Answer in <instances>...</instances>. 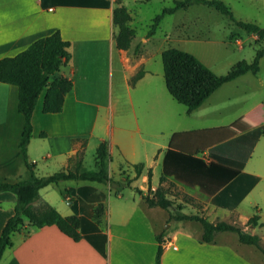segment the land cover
Here are the masks:
<instances>
[{"label": "crops", "instance_id": "0c3cea01", "mask_svg": "<svg viewBox=\"0 0 264 264\" xmlns=\"http://www.w3.org/2000/svg\"><path fill=\"white\" fill-rule=\"evenodd\" d=\"M120 1L126 7L123 0ZM259 1L264 6V0ZM114 7L115 0H0V58L17 54L36 39L55 30H59L63 40L70 42L71 59L61 67L59 74L71 79L72 89L65 95L62 110L59 113H43L40 97L31 118L32 135L27 156L34 163L35 174L45 176L65 168L68 157L78 152L82 153L84 165L85 149L97 127L102 133L95 137L106 144L109 176V168L113 164L119 170L124 163H144L151 172L153 166L160 165L161 171L164 152L171 137L177 133L187 134V140L182 142L191 148L197 145L196 137L200 138L198 141L204 144L199 148L204 149L197 154L199 158L219 160L230 167L241 166L240 172L205 202L196 197V188L189 190L174 183L180 195L174 201L166 194L172 202L168 209L147 206L141 195H135V192L126 195L122 191L114 195L109 184L73 180L50 184L40 189L34 206L47 203L63 216L76 215L80 221L81 239L73 241L54 225L35 228L25 220L20 229L11 235V245L3 252L0 264H155L159 246L157 236L162 240L160 264H264L263 255L255 247L239 243L233 233H219L214 242L202 243L198 240L201 233L199 223L171 218L180 213L198 214L212 223L225 221L246 225L256 213L260 217L257 226H264L261 225L264 220V134L259 135L246 158L236 160L239 138L264 125V112L256 111L264 106V101H259L254 109L245 113L238 127L231 124L219 129L221 132L212 129L174 131L167 145H162L146 125L143 127L141 119L140 123L136 119L137 97L134 93L131 95L129 80L140 68L144 69V75L131 87L134 90L141 85L147 92L148 102H157L158 95H162L159 76L144 66L158 54L161 55L164 49H149V43H155L153 37L144 36L136 41L132 16L127 7L130 14L128 25L134 36L129 49H118L115 44L118 29L112 21ZM248 35L255 44L264 47V42L257 41L255 35ZM240 37L239 33V39L237 35L234 39L239 46L242 43ZM263 60L264 55L259 62V71L251 73L255 76L253 80H256L257 87H264L259 76ZM248 74L236 79L241 81ZM119 82L126 87L135 129L133 122H127L126 115L120 125L117 122L113 125L117 109L113 91L118 89ZM216 91L199 107L208 102ZM17 98L16 86L0 82V182L30 178L18 147L23 117L17 110ZM164 100L168 102L166 98ZM160 103L159 100L154 111L151 106L141 109L142 120L148 116V121L158 124L159 117L167 112L162 113ZM105 136H108L107 142ZM230 143H235L236 147L231 153L232 157L235 156L233 159L226 149H219ZM260 143H263L261 151L249 167ZM144 164L139 177L148 184V170ZM119 177V174L114 175L116 180ZM164 183L166 181L154 185L151 177L148 187H134L132 181L129 189L138 188L146 194L148 188L154 191ZM254 192L258 198L251 197ZM191 194L196 197V206L190 202H193ZM246 198L254 206L252 215H242L239 209ZM15 201V195L0 192V233L7 219L13 215ZM99 204L103 206V212L96 220L94 209ZM157 221L162 224L161 227L156 225ZM166 222L169 223L164 227ZM255 227L244 230L257 234L254 233ZM257 235L264 244V236ZM166 243L173 244L175 248Z\"/></svg>", "mask_w": 264, "mask_h": 264}, {"label": "trees", "instance_id": "16d2710c", "mask_svg": "<svg viewBox=\"0 0 264 264\" xmlns=\"http://www.w3.org/2000/svg\"><path fill=\"white\" fill-rule=\"evenodd\" d=\"M205 5L213 8L225 16L235 26L247 34L256 36L257 41L264 42V28L253 21L238 20L234 17L231 8L223 0H174V5L163 8L151 23L148 36L155 33L156 28L164 15L171 14L178 9L190 5ZM130 14L120 0H115L112 21L118 32L115 44L118 49L130 48L134 36L128 22ZM147 36V37H148ZM264 55V47L256 49L251 61L240 60L236 62L226 73L216 74L193 54L174 47H168L161 52L162 72L165 87L177 103L186 107L190 114L197 109L212 93L223 84L230 82L245 74H256L259 71V62ZM71 59L70 42L63 40L59 30L40 37L28 45L25 49L13 56L0 58V82L14 85L18 90L17 110L23 117L22 129L18 147L24 163L30 172L29 179H19L15 182H0V192H10L15 195L13 215L7 219L0 233V259L11 245V235L20 229L26 220L35 228L54 225L64 235L73 241H79L80 221L76 215H61L54 207L43 203L35 207L34 203L39 199L40 189L62 181H91L109 184L118 195L125 187L137 179L143 171L142 163L130 164L134 172L131 179L124 183L114 180L109 176L107 169L108 154L105 142L99 143L95 150L94 167L88 169L82 163V153L78 152L68 157L67 166L49 175L37 176L34 171V163L28 159L27 146L32 135L31 118L37 101L42 97L41 111L43 113H59L63 108L65 95L72 89V81L68 77L59 74L61 67ZM145 71L139 69L131 78L130 84L144 75ZM264 134V125L239 138V143L247 142L249 155L252 146L259 137ZM41 135H44L41 133ZM197 145L191 148L182 141L187 140V134L177 133L171 139L168 148L164 152L161 163L159 183L170 180L183 186L185 189L194 190L199 201H207L226 183L233 179L241 169L230 167L217 160H203L197 156L204 148L199 137H196ZM202 139V138H201ZM151 171H147L148 185H150ZM159 185L153 196L143 194L141 198L149 207L157 206L168 209L172 202L166 197V192ZM103 212V206L97 205L94 209V218L99 219ZM174 220H189L200 224L201 233L198 240L202 243H211L219 233H233L239 243L255 247L264 257V244L257 234L249 233L237 224L225 221L209 222L204 216L198 214H175ZM258 214H253L247 225L255 227L259 221ZM264 225V220L261 222ZM159 246L155 254V264H160L161 238L157 236Z\"/></svg>", "mask_w": 264, "mask_h": 264}, {"label": "rangeland", "instance_id": "374dc122", "mask_svg": "<svg viewBox=\"0 0 264 264\" xmlns=\"http://www.w3.org/2000/svg\"><path fill=\"white\" fill-rule=\"evenodd\" d=\"M223 1L226 2V4L231 8V11L233 12V15L236 19L244 21L245 19L248 21H256L259 23V25L264 27V6H262V2L259 0ZM123 2L129 9L132 16L131 25L135 30L137 42L140 41L141 37L148 36L153 18L159 14L163 8H169L174 5V0H123ZM239 33L241 35V47L239 46V43L234 41L236 35L239 39ZM148 37L155 38V43H149L151 44L149 47L150 50L159 51V49L162 48L166 49L168 47H174L187 51L196 56L202 63H204L216 74L226 73L236 62L240 60L251 61L254 57L256 49L262 46L260 44H255L248 34H246L244 31H241L239 27L235 26L218 11L205 5L197 4L190 5L186 8L178 9L171 14L164 15L159 23V26L156 28L155 33ZM144 67L147 70H151L154 74H158V79L160 80L162 86V95H158L157 102L159 100L161 101L160 106H162V113L165 110H167V112H164L165 114L159 117L158 124L157 122L151 123L148 121L149 117L146 116V114V117L144 118L145 120H142L140 116V110H146L145 106H147L149 109L151 106L152 110L154 111L156 109L157 102L152 101L149 103V98L146 97V90H143L141 85H138L133 90L129 80V90L131 91V95L134 93L137 97L135 102V116L138 121L141 119V124L143 127L146 125L147 129H149V131H151L156 136V138H158V141L164 146L167 145L169 137L174 131L212 129L221 132L219 129L231 124H236L238 127L240 126L239 120L245 116V113L254 109L259 101H264V87H257L255 83L256 80H253L255 76L250 73L246 75L245 79H242L241 81H239L238 78L235 81L223 85L221 88L217 89L215 95L210 97L209 101L206 102L202 107H198L188 114L186 112V107L174 101L165 87L161 55L158 54L155 56L154 60L148 62ZM259 76L263 80L264 84V60L262 62V70ZM119 83L120 85L116 90L117 93L116 91H113V99L117 106L113 116V125H115L116 122L120 125L122 123L123 116L126 115L128 118L127 122H133L135 129L136 125L132 115L131 105L128 102L126 87L123 82ZM165 98L168 100V102H165ZM259 110L264 112V106L256 109V111ZM234 127L236 126H233V128ZM157 131H160V133ZM101 133L102 131H100L97 127L93 131V136L89 139V145L85 149L84 166L88 169L94 168L93 164L95 150L100 143L95 135H99ZM135 136L138 137V134L135 133ZM104 139L107 142L108 136H105ZM235 143L226 144L224 147H220L219 149L221 151L226 149V151H228V155L232 157L231 153L236 147H238L239 155H237L238 157L236 156V160L239 158L240 161L248 154L249 146L247 142H241L239 143V146L235 147ZM262 144L263 143L257 145L258 147L256 148L251 161L249 162V167L259 155ZM233 158H235V156L232 157V159ZM144 165L146 167L145 169L148 170V165ZM152 171V184L157 185L161 173L160 165L153 166ZM109 172H111V178L114 180H116L114 175L119 174L120 177L117 181L122 183H124L127 179H131V176L134 175L132 168L126 163H124L119 170H117V167H115L114 164L111 165ZM133 186L148 187V184L147 182L144 183L142 177H138L137 179L133 180ZM161 188L166 193H168L170 197L172 196L171 200L176 201L180 195V192L177 191L176 186L170 180H167ZM122 191H124V194L126 195H128L130 192H135V195L138 194L134 188L129 189V187L123 188L121 192ZM110 192H112L114 195L116 194L113 187H111ZM146 194L149 196L151 194L153 196L154 191L148 188ZM193 194H191L193 197V202H190L193 204V206H196L198 202L196 201V197ZM252 196L253 198H258L256 192H254L251 197ZM253 207L250 204L249 199L246 198L240 204L239 209L241 210L242 215H252L254 212ZM263 211L264 210L262 209V212ZM168 223L169 222H166L164 227H166ZM156 225L161 227L162 224L157 221ZM237 225H240V227L243 229L250 230V225H242L239 223ZM196 226L199 228L198 224H196ZM254 233L264 236V226H256L254 228Z\"/></svg>", "mask_w": 264, "mask_h": 264}, {"label": "built area", "instance_id": "2783aa9c", "mask_svg": "<svg viewBox=\"0 0 264 264\" xmlns=\"http://www.w3.org/2000/svg\"><path fill=\"white\" fill-rule=\"evenodd\" d=\"M203 160H205L204 158H202ZM165 244V243H164ZM167 245H169L170 246V248H175V246L173 245V244H171V243H166Z\"/></svg>", "mask_w": 264, "mask_h": 264}, {"label": "water", "instance_id": "95a60500", "mask_svg": "<svg viewBox=\"0 0 264 264\" xmlns=\"http://www.w3.org/2000/svg\"><path fill=\"white\" fill-rule=\"evenodd\" d=\"M249 232V231H248Z\"/></svg>", "mask_w": 264, "mask_h": 264}]
</instances>
